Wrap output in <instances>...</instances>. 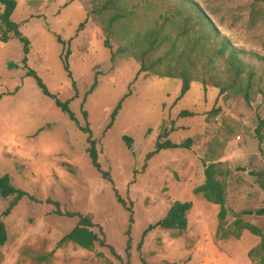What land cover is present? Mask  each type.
I'll list each match as a JSON object with an SVG mask.
<instances>
[{
	"label": "rangeland",
	"instance_id": "obj_1",
	"mask_svg": "<svg viewBox=\"0 0 264 264\" xmlns=\"http://www.w3.org/2000/svg\"><path fill=\"white\" fill-rule=\"evenodd\" d=\"M15 1L11 19L19 36L12 32L6 43L0 42V178L10 177L12 186L39 203L22 200L2 219L7 241L0 247V264H36L76 225V219L52 214L54 208L46 200L59 203L61 211L91 215L116 256L99 246L86 252L67 243L45 264H258L248 258V252L259 238L243 232L237 240L217 239L219 209L193 191L204 182V165L219 164L230 171L224 180L227 224L242 211L264 208V191L251 175L264 170V143L260 145L254 135L258 118L264 116V99L255 95L247 106L241 96L224 98L212 86L194 82L175 103L180 81L144 74L135 78L139 65L132 58L110 60L118 47L162 23L164 17L173 15L171 21L177 24V12H185L186 0H123L131 15L121 26L129 34L124 37L122 27L116 26L111 49L104 46L98 20L88 16L97 0ZM190 1L232 47L246 53L241 59L264 80V63L256 59L264 58V4L260 0ZM22 36L30 42L27 68L22 64ZM67 49L77 99L63 68ZM28 69L60 101H70L80 126L88 124L101 169L109 173L111 182L93 168L86 135L42 95L26 76ZM94 81L97 87L85 97ZM128 92L113 126L104 132L112 109ZM213 109L219 113L209 117ZM182 111L194 116L179 119ZM161 124L174 128L168 137L172 143L191 138L192 146L162 151L142 171ZM123 136L133 140L131 149ZM114 190L131 204L133 213L128 256L129 214L117 203ZM10 201L0 198V216ZM175 202L192 205L186 230L157 228L142 240L144 230L161 220ZM244 220L264 230V217Z\"/></svg>",
	"mask_w": 264,
	"mask_h": 264
},
{
	"label": "trees",
	"instance_id": "obj_2",
	"mask_svg": "<svg viewBox=\"0 0 264 264\" xmlns=\"http://www.w3.org/2000/svg\"><path fill=\"white\" fill-rule=\"evenodd\" d=\"M74 0H70L73 2ZM264 4V0H260ZM185 12H177V18H180L177 24L171 21L170 17H164L162 23H157L152 29L137 36L127 45L118 47L111 53L110 60L115 61L117 57L132 58L139 65V69L135 78L139 75H153L159 78L173 79L181 82L180 92L175 103L180 102L189 92L192 83L197 82L204 88L209 85L218 90L219 96L224 98H235L241 96L247 106L253 100L255 95H260L264 99V80L262 75H257L256 69L241 59L246 55L244 51L235 49L231 46L229 40L222 36L210 19L190 0L183 3ZM0 42L6 43L9 33L19 34L17 25L12 21V16L17 8L15 0H0ZM128 7L125 6L123 0H97L88 16H93L100 23L104 34V46L111 49L110 41L116 37V26H121L122 22L130 17ZM85 19L78 26L81 31L86 24ZM122 27L123 36H127L129 31L126 27ZM171 28L172 30H169ZM23 44L22 64L27 68V55L29 54L30 42L26 37H19ZM59 41V40H58ZM70 50L67 49L63 55L62 63L67 77L71 80V86L75 91L74 98L77 99L75 82L72 80L69 71L68 58ZM256 59L264 63L263 57ZM27 77L34 80L35 85L46 98L53 100L55 107L65 114L68 120L76 125L78 130L86 135L87 149L86 153L90 159L93 168L105 180L111 182L109 173L101 169L98 161L99 152L97 150V142L92 138V132L86 124L80 126L74 113L70 110V101L62 102L57 95L52 94L42 82L37 73L28 69ZM97 87L94 81L86 96L92 94ZM130 96V92L124 95L117 105L112 109L109 115V122L104 132H107L114 124L118 113L121 110L122 103ZM219 113V109L211 110L209 117H213ZM82 116L86 120L87 114L82 111ZM194 114L188 111L179 113V119L193 117ZM150 132V131H149ZM174 132L171 126L169 129L161 124L158 135L156 136L153 150L144 157L142 171L147 167V163L162 151L167 150H190L192 139L188 138L181 143H172L168 137ZM257 142L261 145L264 143V116L258 118L257 127L254 130ZM127 148H132L133 140L127 136H123ZM204 182L202 185L194 189V195H200L208 203L218 207V225L216 229V237L219 240L226 241L230 239H239L243 232H248L259 238V242L248 252V258L258 264H264V230L258 228L244 220V217H264V208L257 210L242 211L236 215L235 220L231 224H227L226 203V184L225 178L228 177L230 171L223 169L219 164L204 165ZM254 176L256 184L264 191V170L259 172H251ZM116 201L129 214V226L126 230V253L131 248L130 224L132 223L131 204L127 205L125 201L114 190ZM0 198H11L6 210L0 216V247L4 246L7 241V233L3 218L10 215L16 205L22 200L39 203L35 198L27 192L17 189L11 185L10 177L3 176L0 178ZM46 204L51 205L54 210L52 214L58 217L68 219H76V225L67 234L63 235L56 242L54 249L48 256L40 257L36 264H45L54 252L67 243L73 244L77 249L90 252L95 246L106 248L109 252L116 256L115 250L106 244L105 236L100 227L93 223L91 215H82L76 212L61 211L60 204L51 200H46ZM190 202H175L171 205L166 215L153 225H149L142 233V240L151 231L159 228L166 231H175L181 233L187 228V213L191 209ZM97 228L98 232H94Z\"/></svg>",
	"mask_w": 264,
	"mask_h": 264
},
{
	"label": "water",
	"instance_id": "obj_3",
	"mask_svg": "<svg viewBox=\"0 0 264 264\" xmlns=\"http://www.w3.org/2000/svg\"><path fill=\"white\" fill-rule=\"evenodd\" d=\"M17 36H19V34Z\"/></svg>",
	"mask_w": 264,
	"mask_h": 264
}]
</instances>
